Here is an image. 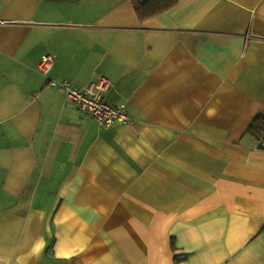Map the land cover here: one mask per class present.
<instances>
[{
  "label": "crops",
  "instance_id": "crops-1",
  "mask_svg": "<svg viewBox=\"0 0 264 264\" xmlns=\"http://www.w3.org/2000/svg\"><path fill=\"white\" fill-rule=\"evenodd\" d=\"M257 116L264 0H0V264H264Z\"/></svg>",
  "mask_w": 264,
  "mask_h": 264
},
{
  "label": "built area",
  "instance_id": "built-area-1",
  "mask_svg": "<svg viewBox=\"0 0 264 264\" xmlns=\"http://www.w3.org/2000/svg\"><path fill=\"white\" fill-rule=\"evenodd\" d=\"M48 64L47 59L44 60ZM65 95L77 104L83 114L91 115L102 127H110L115 122L129 124L130 119L125 112V107H111L102 98V92L108 88V81L101 79L86 89H78L71 86L67 81L57 84ZM264 148V141L261 142Z\"/></svg>",
  "mask_w": 264,
  "mask_h": 264
},
{
  "label": "trees",
  "instance_id": "trees-1",
  "mask_svg": "<svg viewBox=\"0 0 264 264\" xmlns=\"http://www.w3.org/2000/svg\"><path fill=\"white\" fill-rule=\"evenodd\" d=\"M140 21L159 16L177 3V0H128ZM247 132L251 133L258 140V147H262L264 141V117L257 116L249 125ZM177 262V261H176Z\"/></svg>",
  "mask_w": 264,
  "mask_h": 264
}]
</instances>
